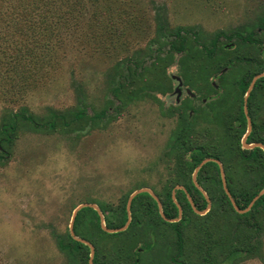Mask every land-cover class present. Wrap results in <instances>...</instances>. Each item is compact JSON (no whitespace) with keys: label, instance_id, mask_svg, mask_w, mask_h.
<instances>
[{"label":"rangeland","instance_id":"1","mask_svg":"<svg viewBox=\"0 0 264 264\" xmlns=\"http://www.w3.org/2000/svg\"><path fill=\"white\" fill-rule=\"evenodd\" d=\"M113 1L118 19L111 27L90 25L86 18L68 22L64 28V25L58 26L57 41L64 38L66 31L71 39L65 50L55 56L38 47L39 30L44 26L33 21L28 23L30 34L22 31L16 42L19 46L20 41L27 43V53L17 56L11 52L12 59L4 63L12 61L17 65L1 69L5 76H0V118L7 106L17 110L24 105L38 117L46 115L48 109L71 108L78 86L89 96L91 104L102 107L108 96L106 70L135 50L147 48L154 37L155 14L163 13L170 29H194L199 32V41L205 44L218 32L228 34L238 27L251 25L262 3L261 0ZM102 28L106 33L99 31ZM82 31L96 34L94 44L86 39L83 48H73L72 35L76 37ZM102 34L106 39L102 40ZM42 42L43 39L40 45ZM181 57L176 54L170 65L161 61L156 67L157 76L169 83L168 93L149 89L150 98H124L118 113L95 121V127L88 125L83 130L70 132L35 133L25 129L18 132L8 157L0 164V264H65L64 252L59 249L56 237L69 232L77 206L96 205L95 202L107 207L118 206L127 195L139 189H148L154 195L164 194L165 185L175 181L170 175L174 162L164 157L165 146L180 124L175 120H178L176 114H168L170 109L180 107L181 101L187 98L186 90L195 95L191 104L200 108L203 88L211 82L220 84L214 77L213 59L208 57L204 64L196 65L197 69L190 67L185 78L189 81L185 82V69L179 64ZM151 62L145 68H150ZM147 70L143 71L144 78L151 81L154 71ZM202 74H207L206 82L201 81ZM236 75L240 73H227V86ZM14 78L20 83L10 86ZM147 84L139 80L131 88L145 92L143 85ZM166 86L164 83L163 87ZM176 88L181 90L179 102L175 101ZM209 94L212 98L213 92ZM204 114L194 117L191 112L195 126L192 134L205 133L209 141L216 142L222 131ZM170 231L171 240L174 231L172 228ZM143 237L140 242L147 244L149 236ZM120 239L114 240L123 248L136 241L135 234L128 240ZM261 243L264 253V225ZM110 244L105 238L102 249H108ZM150 261L161 264L154 259ZM237 264L261 263L249 259Z\"/></svg>","mask_w":264,"mask_h":264},{"label":"trees","instance_id":"2","mask_svg":"<svg viewBox=\"0 0 264 264\" xmlns=\"http://www.w3.org/2000/svg\"><path fill=\"white\" fill-rule=\"evenodd\" d=\"M261 2L260 12L251 25L238 27L228 34L218 32L205 44L199 41V32L181 27L170 29L165 15L155 14L154 37L147 48L135 50L106 70L108 96L102 107L91 104L89 96L78 86L76 101L68 109L61 111L48 109L46 115L38 117L33 116L24 105L18 106L17 110L12 106L3 108L0 118V164L8 157L20 130L46 133L79 131L88 125L95 127L93 126L95 121L106 120L111 117V113H118L121 100L124 98L130 100L150 98L149 89L158 90L163 94L170 91L166 79L163 80L155 73L158 72L156 67L159 62L164 61L165 65H170L174 60L172 56L181 54L179 64L185 69L183 73L185 79L190 67L196 68V65L204 64L205 58L208 57L213 59L214 77L220 81L218 89H214L211 84L203 88L204 92L201 94L203 98L211 97L209 92H213L211 101L205 107L195 108L191 104V99L187 97L179 108L170 109L168 113L176 114L178 117L176 122H180L179 128L170 136V143L166 144L164 153L166 159L174 162L170 175L175 181L165 185V196L161 199L166 216L169 219H177L169 223L174 231L171 242L187 243L184 245V249L189 251L185 255L186 264H237L249 259H257L264 264L261 243L264 193L254 201L247 212L238 214L224 192L220 169L216 162L205 163L196 172L195 179L192 178L195 169L204 159L219 161L224 173L225 187L240 210L246 209L264 188V151L260 148L244 149L241 145L242 137L247 130L243 111L244 96L253 77L264 72V0ZM115 4L113 0H0V70H7L9 65H17L12 61L4 63V60L12 59L11 52H15L17 56L27 53L28 44L20 41L19 46L16 42L22 31L30 34L29 22L41 23L44 26V29L41 26L39 30L38 47L44 49L46 54L55 56L58 51L65 50L71 39L68 37L69 32L66 31L64 38H60L58 42L56 39L58 26L64 25L62 26L64 28L68 26V22L86 18L90 25L111 27L118 19V12L113 9ZM99 31L106 33L105 28ZM72 36L75 39L73 48H83L86 39L92 40L94 44L93 38L96 34L82 31L76 37ZM41 39L43 42L40 45ZM104 39L105 35L102 37V40ZM151 60V67L145 68V64ZM147 69L154 71L151 81L144 78L143 71ZM224 69L227 73L232 71L240 73L228 86L227 73L226 71L222 73ZM207 70L205 67L206 72ZM0 76H5L2 70ZM202 76L201 81L206 82L207 74ZM16 80L18 79H11L9 85L20 83L15 82ZM139 80L148 82L147 85H143L145 92L131 88ZM3 82L5 83V80ZM164 83L167 85L165 88ZM221 88L223 89L219 92ZM125 91L128 94H125ZM191 112L194 117L205 113L204 116L213 119L222 131L220 139L216 142L209 141V136L205 133L194 136L192 134L195 127L192 121L194 117L191 116ZM247 114L251 119L252 130L247 136L246 143H260L264 146V77L255 81L249 93ZM176 185H181V188L175 189ZM127 196L118 208L108 209V214H105L104 205L95 202L107 228H121L126 224ZM189 198L197 211L204 212L203 215L194 212ZM140 202L150 204L140 206ZM176 203L181 209L180 216ZM147 218L161 220L154 200L146 193H140L132 200L130 222L122 232L113 234L103 232L97 211L89 207L77 212L73 232L76 237L94 246L93 264H103L102 242L107 238L112 243L107 249V264H117V259L132 256L133 245H125L123 248L114 244L116 242L114 239L122 237L120 240H128L135 233L137 222L145 223ZM184 226L187 228L182 230ZM56 243L64 252L65 264H88L89 247L73 239L69 232L57 236ZM118 250L122 252L118 253ZM191 259L193 260L190 261Z\"/></svg>","mask_w":264,"mask_h":264},{"label":"flooded vegetation","instance_id":"3","mask_svg":"<svg viewBox=\"0 0 264 264\" xmlns=\"http://www.w3.org/2000/svg\"><path fill=\"white\" fill-rule=\"evenodd\" d=\"M225 71H226V69H224L222 71V73ZM211 85L213 86L214 89H218V85H216L214 82H211ZM185 92L187 94V97H189L190 99H193L195 97V95L192 92H190L189 90H186ZM175 95H176L175 101L179 102L181 90L179 89V92H178L177 88H176ZM209 98H202L201 99L202 105L205 102L210 101L212 99V98H210V100H209ZM184 100H182V101H184ZM202 105H201V107H205ZM195 108H196V106H195ZM251 130H252V123H251ZM131 194H129L127 196L125 209H126L128 198ZM146 194H147V196L151 197L154 200V202L156 203L157 213H158V216L161 218V220H159L157 218H153V219L147 218L145 220V223H141L140 221L137 222L138 224L136 225L135 233H134L135 237H136V239H135L136 241H134L133 249L131 250L132 256L131 257L127 256L126 258L122 257V258L117 259V264H151L152 261H150V260H152V259H154L157 263L159 261H161V264H186L187 259L185 258V255L189 251L185 250L184 247L187 245V243L186 242H183V243L173 242L172 243L170 240L171 227H170L169 223H171V222H168L165 220V219H169V218L166 216L163 205L161 203V199L164 198L165 194H162V195H154L153 194L157 200L154 199L149 193H146ZM173 197H174V195L172 193V198ZM131 203H132V201H131ZM120 204L118 206L116 205L114 207L113 206L107 207L108 206L107 204H103L104 207H106L105 214H108V209H116L120 206ZM149 204H150V202H143V203L140 202L139 205L142 206V205H149ZM130 207H131V204H130ZM140 211H141V209H140ZM167 213H169V211H167ZM186 228L187 227L184 226V227H182V230H185ZM115 229H117V228H115ZM145 234H147V236H149V242L147 244L140 242L144 238L143 236ZM135 243H138L137 247H135ZM114 244H116L118 246L121 245V243H118V242H115ZM104 246L106 247V245H104ZM121 252L122 251L118 250V253H121ZM94 253H95V250H94ZM107 254H108V250L106 248H104L103 259H102L103 264H107ZM146 259H149L148 261H146L147 263L145 262ZM88 260H89V258H88ZM192 260L193 259H191L190 261H192ZM92 264H93V262H92Z\"/></svg>","mask_w":264,"mask_h":264},{"label":"water","instance_id":"4","mask_svg":"<svg viewBox=\"0 0 264 264\" xmlns=\"http://www.w3.org/2000/svg\"><path fill=\"white\" fill-rule=\"evenodd\" d=\"M261 77H264V72L261 73V74L256 75L255 77H253V79H252V81H251V83H250V85H249V87H248V90H247V92H246V94H245V96H244V101H243V111H244V114H245V116H246L247 130H246L244 136L242 137L241 145H242V147H243L244 149L260 148V149H262V150L264 151V146H263L262 144H260V143H252V144H247V143H246L247 136H248L249 133L251 132V120H250V118L248 117V114H247V98H248V96H249V93H250L251 89L253 88V85H254L255 81H256L257 79L261 78ZM177 91L179 92V89H177ZM209 161H214V162H216V164L219 166L220 173H221V181H222V185H223L224 192L226 193V195H227L228 199L230 200V203H231V205H232V207H233V209H234V211H235L236 213H238V214H243V213L247 212L248 209L250 208V206L254 203V201H255L260 195H262V194L264 193V188H263V189L259 192V194H258L257 196H255V197L252 199V201L250 202L249 206H248L246 209H244V210H240V209L236 206L234 200L232 199L231 195L229 194L227 188L225 187V186H226V185H225L226 182H225V179H224V173H223V171H222V165H221V163H220L219 161H216V160L211 159V158H206V159H204V160L199 164V166L195 169L194 174H193V176H192L193 180L195 179V175H196V172L198 171V169H199L202 165H204L205 163H207V162H209ZM194 182H195V181H194ZM197 188H199V187L197 186ZM176 189H179V188H176ZM140 193H149L154 199H156L155 196L153 195V193H152L150 190H148V189H139V190H136L135 192H133V193L129 196L128 201H127V205H126V211H127V222H126V224H125L123 227H121V228H117V229H109V228L106 227V225H105V221H104V217H103L101 211H100L99 208H98L96 205H94V204H81V205L77 206V207L74 209V211H73V213H72V218H71L70 227H69V234L72 236L73 239H75V240H77V241H79V242H81V243H83V244H85V245H87V246L89 247L90 253H89L88 264H92V258H93V256H94V247H93V245H91V244L88 243L87 241H84V240H82V239H80V238H78V237H76V236L74 235V232H73V223H74V219H75V217H76V215H77V212H78L80 209H82V208H86V207L93 208V209L96 210L97 213H98V216H99V218H100V228H101V230H102L103 232H106V233H109V234L122 232L123 230L126 229V227L128 226V224H129V222H130V204H131V201H132V199H133L136 195H138V194H140ZM173 199H174V197H173ZM156 200H157V199H156ZM189 201H190V203H191L190 198H189ZM176 205H177V208H178V211H179V214H178V215L180 216V214H181V209H180V207L178 206L177 203H176ZM191 205H192V203H191ZM192 208H193V210H194V212H195L196 214H198V215H203V214H204V212L197 211V210L194 208L193 205H192ZM165 220L168 221V222H175L177 219H165Z\"/></svg>","mask_w":264,"mask_h":264}]
</instances>
